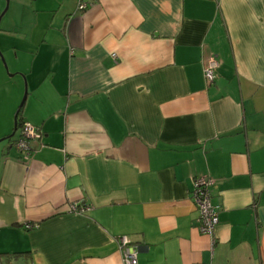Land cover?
<instances>
[{"label":"crops","instance_id":"crops-1","mask_svg":"<svg viewBox=\"0 0 264 264\" xmlns=\"http://www.w3.org/2000/svg\"><path fill=\"white\" fill-rule=\"evenodd\" d=\"M0 52V264H264V0H0Z\"/></svg>","mask_w":264,"mask_h":264},{"label":"built area","instance_id":"built-area-1","mask_svg":"<svg viewBox=\"0 0 264 264\" xmlns=\"http://www.w3.org/2000/svg\"><path fill=\"white\" fill-rule=\"evenodd\" d=\"M87 3L81 2L80 9L86 8ZM114 57L115 54H112ZM217 61L211 57L207 64L204 66V79L206 84H212L216 79L215 69ZM40 134L39 128L29 122L24 121L18 130L17 138L15 139L14 146L19 150L24 159L30 157L32 149L29 144L30 139L38 137ZM212 181L206 176H199L193 179L192 198L197 207L199 217V230L202 233L208 234L213 237L215 227L218 224L217 206L213 205L210 196V185ZM82 206V205H81ZM79 206L77 203H71L68 210L72 212H81L85 206ZM32 225H27L31 227ZM120 244V251L122 254L123 264H137L138 247L132 245L125 236L118 237Z\"/></svg>","mask_w":264,"mask_h":264},{"label":"water","instance_id":"water-1","mask_svg":"<svg viewBox=\"0 0 264 264\" xmlns=\"http://www.w3.org/2000/svg\"><path fill=\"white\" fill-rule=\"evenodd\" d=\"M6 7H7V5H6ZM6 7H5V9H6ZM0 59H1V61L3 62L4 67L7 69L6 63H5V61H4V57H3V55H2L1 52H0ZM25 97H26V94L23 95V97H22V99H21V101H20V103H19V107H18V108L22 107V105H23V103H24V100H25ZM14 124H15V123H14ZM15 131H16V127H15V125H14V130H13V132L9 135V137H12V136L15 134Z\"/></svg>","mask_w":264,"mask_h":264},{"label":"trees","instance_id":"trees-1","mask_svg":"<svg viewBox=\"0 0 264 264\" xmlns=\"http://www.w3.org/2000/svg\"><path fill=\"white\" fill-rule=\"evenodd\" d=\"M21 109H22V107L18 108V111H17V114H16V119H15V127H16V131H17L18 129H20V127L22 126V124H23V122H24V121H22V119H21V117H20ZM16 131H15V132H16Z\"/></svg>","mask_w":264,"mask_h":264},{"label":"rangeland","instance_id":"rangeland-1","mask_svg":"<svg viewBox=\"0 0 264 264\" xmlns=\"http://www.w3.org/2000/svg\"><path fill=\"white\" fill-rule=\"evenodd\" d=\"M23 95H24V94L22 93V95H21V97H20V99H19L18 105H19V103H20V101H21Z\"/></svg>","mask_w":264,"mask_h":264}]
</instances>
